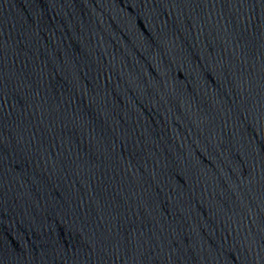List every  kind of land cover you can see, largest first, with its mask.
Returning a JSON list of instances; mask_svg holds the SVG:
<instances>
[{
    "label": "water",
    "instance_id": "water-1",
    "mask_svg": "<svg viewBox=\"0 0 264 264\" xmlns=\"http://www.w3.org/2000/svg\"><path fill=\"white\" fill-rule=\"evenodd\" d=\"M0 264H264V0H0Z\"/></svg>",
    "mask_w": 264,
    "mask_h": 264
}]
</instances>
